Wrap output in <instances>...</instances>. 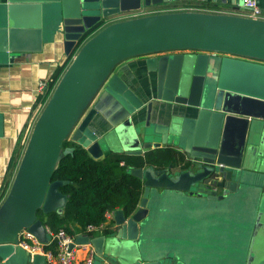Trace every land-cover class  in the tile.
<instances>
[{
	"label": "water",
	"instance_id": "95a60500",
	"mask_svg": "<svg viewBox=\"0 0 264 264\" xmlns=\"http://www.w3.org/2000/svg\"><path fill=\"white\" fill-rule=\"evenodd\" d=\"M182 1L189 0H6L1 5L0 53H41L44 12L54 36H62L67 57L81 48L43 113L49 111L47 124L37 126L22 166L31 175L22 184L30 193L24 200L26 209L19 217L5 216L9 220L0 222L1 264H49L44 255L31 256L17 243L27 230L47 245L50 237L37 218L38 211L64 213L68 197L60 188L68 181H53V175L67 152L63 143L69 134L95 160L103 157L105 149L143 156L147 150L170 144L184 156L165 169H132L146 190L138 209L130 217L116 211L113 228L93 238L79 235L72 248L91 244L98 257L113 258L117 264H193L195 260L186 259L175 248L176 216L205 207L222 215L254 201L258 212L253 239L244 237V255L230 261L260 264L264 260L260 259L264 258V63L245 59L264 61V35L220 25L228 20L242 25L264 20L189 12L133 22L112 20ZM234 1L243 7V0ZM151 20L161 26L145 29L143 23ZM104 33L108 34L95 45ZM133 56H147L148 72L155 76L156 93L148 103L119 76L109 78L118 62ZM102 86L98 101L79 121ZM143 109L144 119L140 117ZM250 128L256 134L252 145L247 144ZM246 224L249 228L248 220ZM246 242L250 246L245 251ZM230 245L233 249L239 243L233 239Z\"/></svg>",
	"mask_w": 264,
	"mask_h": 264
},
{
	"label": "crops",
	"instance_id": "0c3cea01",
	"mask_svg": "<svg viewBox=\"0 0 264 264\" xmlns=\"http://www.w3.org/2000/svg\"><path fill=\"white\" fill-rule=\"evenodd\" d=\"M5 1L0 0V7L5 4ZM259 2L264 10V0H260ZM234 3V0H189L165 6L144 8L139 12L122 14L112 20H114L113 23L127 22L141 17L182 12L203 16L231 15L250 19L244 15L246 13L245 9L238 3ZM43 16L44 42L41 53H0L1 211H4L3 206L10 201L14 192L16 181L31 147L32 138L40 117L54 97L74 60L81 52V48L76 49L67 57L62 36H54V31L50 26L46 12H44ZM103 29L104 27L96 30L89 40L102 33ZM174 53L181 54L190 52L176 51ZM70 57H72L71 60L65 64ZM146 58L147 56H133L118 62L112 68L109 78L115 75L119 76L145 103H148L155 96L156 82L154 74L148 72ZM59 68H62V72L55 79L54 77ZM43 83L46 84V87L41 89V84ZM103 87L88 101L87 107L81 114L79 121L85 117L98 101L103 92ZM159 107L160 105H157L155 108V122H157V111ZM167 107L170 109L172 106ZM174 109L178 112L180 108L176 106ZM140 117L142 119L146 117V109L140 112ZM98 119L102 120V117L98 116ZM102 121L109 127L107 122ZM255 139L256 134L250 128L247 144L252 145ZM162 148H169L180 152L172 144L162 146L159 149ZM150 150L145 151L144 155ZM111 153L112 151L110 150H104V155L100 160L105 159ZM180 156L181 159H184L182 153ZM145 191L144 188L143 197L145 196ZM189 219L191 220L188 222ZM6 220L9 219H2L0 222ZM106 226L110 229L115 226V215H112L107 220ZM107 230L95 235V237L102 236ZM173 234L176 242L175 248L181 251L183 256L188 260H201L205 262L204 264H213L212 261L217 259L219 261L218 264H229L231 263V258L240 257L242 256L240 253H243L240 245L233 249L230 245L231 232L229 229V219L222 216L221 220H215L212 217L211 209L207 207L202 208L201 211L189 209L180 212L176 216ZM233 239L236 242H244L245 240L244 236L240 234H234ZM259 250L262 253V250ZM84 256V252L78 251L77 264H83L82 260ZM105 259L110 260L111 258L105 257Z\"/></svg>",
	"mask_w": 264,
	"mask_h": 264
},
{
	"label": "trees",
	"instance_id": "16d2710c",
	"mask_svg": "<svg viewBox=\"0 0 264 264\" xmlns=\"http://www.w3.org/2000/svg\"><path fill=\"white\" fill-rule=\"evenodd\" d=\"M61 70L58 69L55 79ZM63 151L67 152L62 154L53 181H68L60 188L68 197V204L62 215L56 212L44 214L39 210L37 218L54 233L65 229L74 236L89 226L105 223L109 211L121 209L130 217L138 209L144 194V182L133 176L131 170L143 167L165 169L181 155L162 148L150 150L144 156L111 153L103 160H95L70 137L64 141ZM46 250L56 253V244L46 246Z\"/></svg>",
	"mask_w": 264,
	"mask_h": 264
},
{
	"label": "rangeland",
	"instance_id": "374dc122",
	"mask_svg": "<svg viewBox=\"0 0 264 264\" xmlns=\"http://www.w3.org/2000/svg\"><path fill=\"white\" fill-rule=\"evenodd\" d=\"M143 18V17H142ZM141 18H137L135 20H139ZM135 20H131V22L135 21ZM147 21V20H146ZM137 23H134L133 25H136ZM121 25H124V23H122ZM145 29L147 28H151V27H160L161 26V22H159L158 20L155 21H149V22H145L143 23ZM221 26H223L226 29H232L235 31H243L246 29V31H249L251 33H257L260 35H264V23H252V22H248V24L242 25L241 22L239 21H235V20H228L227 22L220 24ZM248 28H246V27ZM122 26H119L117 28H114V31H116L118 28H120ZM135 27V26H134ZM110 31V30H109ZM108 33H104L102 35V37H100L98 40H96V44H99V42H101V40L107 35ZM115 35V33H114ZM85 53V52H84ZM222 54V53H221ZM223 55V54H222ZM222 55H219L218 60H220L222 58ZM244 59V58H243ZM254 62H260V63H264L263 60H257V59H252V58H245ZM217 66V65H216ZM49 111L45 112V116H48ZM43 116V117H42ZM40 117V120L38 122V125L40 127V124H47V120L45 119V116L42 115ZM42 118V120H41ZM71 137V135L69 134L68 138ZM105 150H109V149H105ZM26 165V164H25ZM28 178H30L31 180V175H29L28 170L25 169V167H23V170L20 171L19 177L16 181V186L14 189V192L11 196V199L9 202H7L3 207L4 211L0 210V220L2 219H6L4 218L5 216H9L12 219L19 217L24 210L26 209L25 207V203L24 200L26 199V197H28V195L30 194L23 186L22 184L24 183V181H26ZM34 182V180H33ZM21 195V197H20ZM20 197V198H19ZM12 202V203H11ZM25 207V208H24ZM258 206L257 203L254 201H249L248 203H242V204H238L236 205L235 209L233 212H223L222 215L217 213V210H215L212 213V217L216 220L218 218H220L221 216H225V218L229 219V229L230 232L232 234L231 236V242L233 241V235L234 234H240L241 236H244L246 239L247 238H251L253 239V233H252V225H253V219L254 216H256L258 210H257ZM212 209V208H211ZM214 210V209H213ZM191 219L188 220V222ZM249 221V228L247 227L246 221ZM236 240H238L236 238ZM258 242H260V244L263 245V242L261 241V239L257 240ZM240 245V248H244V243L242 242H238ZM250 244L248 242H246L245 244V251L247 250V248H249ZM244 255V253H241ZM255 256V254H254ZM103 258H100L97 256L96 258V264H98L100 261H102ZM260 259H264V258H260ZM110 260L114 261L115 264H117L116 260L111 258ZM241 260L244 259H239V260H234L232 261L233 264H244V261L242 262ZM196 261V260H195ZM192 261L193 264H203V262L200 261ZM213 264H218L219 261L217 259H214ZM231 264V263H229ZM260 264H264V260H262L260 262Z\"/></svg>",
	"mask_w": 264,
	"mask_h": 264
},
{
	"label": "built area",
	"instance_id": "2783aa9c",
	"mask_svg": "<svg viewBox=\"0 0 264 264\" xmlns=\"http://www.w3.org/2000/svg\"><path fill=\"white\" fill-rule=\"evenodd\" d=\"M243 9L246 13V17L253 20H264V10L260 5L259 0H243ZM46 84H41V89H44ZM121 210L117 209L109 211L106 214L107 220L115 215V212ZM107 222V221H106ZM106 222L100 226H89L84 232L76 236L66 232L65 229H60L58 232H52L47 227L50 241L47 245L42 244L38 239L30 234L27 230H23L19 235L18 246L22 247L30 253L31 256L36 254H42L45 256L49 264H77V253L78 251L84 252L85 256L82 260L83 264H96V258L98 256L95 248L91 245H76L74 248L71 246L75 243V239L79 235H89L90 238L95 237L97 234L103 233L107 228ZM56 244V253L52 250H46V246ZM1 264V263H0ZM100 264H115L113 261L103 258Z\"/></svg>",
	"mask_w": 264,
	"mask_h": 264
}]
</instances>
